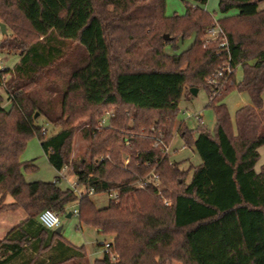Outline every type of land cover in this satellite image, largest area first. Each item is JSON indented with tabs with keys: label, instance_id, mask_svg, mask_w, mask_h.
Returning a JSON list of instances; mask_svg holds the SVG:
<instances>
[{
	"label": "trees",
	"instance_id": "obj_1",
	"mask_svg": "<svg viewBox=\"0 0 264 264\" xmlns=\"http://www.w3.org/2000/svg\"><path fill=\"white\" fill-rule=\"evenodd\" d=\"M179 1L183 15L166 16L165 0H0V23L10 31L0 52L20 58L11 70L0 68L10 105L4 108L0 93V212L25 216L1 240L0 264L16 263L28 249L36 264H89L83 246L38 221L44 210L63 216L76 203L79 225L110 246L91 264H264V165L255 171L264 146V8L258 0H218L228 59L205 37L214 22L204 10L207 0ZM189 39L184 51L164 52ZM227 59L235 70L232 86L212 95L205 81ZM51 72L59 85L51 87ZM201 86L215 127L213 135L200 130L195 139L178 128L201 163L187 184L188 172L154 140L171 143L180 98ZM233 88L250 98L236 112L234 136L223 103ZM108 111L110 126L98 129ZM40 118L57 132L48 136ZM81 122L87 156L71 159ZM32 136L55 171L68 168L77 186L94 196L116 191L118 199L99 208L94 196L78 201L58 180L25 182L22 169L32 165L19 156ZM151 173L157 182L141 190L129 185V174ZM7 196L13 203L3 205Z\"/></svg>",
	"mask_w": 264,
	"mask_h": 264
},
{
	"label": "rangeland",
	"instance_id": "obj_2",
	"mask_svg": "<svg viewBox=\"0 0 264 264\" xmlns=\"http://www.w3.org/2000/svg\"><path fill=\"white\" fill-rule=\"evenodd\" d=\"M218 0H207L205 4L206 10H208L209 14L214 18H219L220 13L218 11ZM260 8H264V1L259 3ZM166 6V16H171L173 14L183 15L185 12L186 6L184 3L179 0H165ZM10 35V31L7 30L6 35H3L0 30V42ZM192 39L186 40L184 44H178V48L173 50L170 46L164 49V52L167 54H178L181 51H184L187 48ZM17 53H6L0 52V68L1 69H12L14 65L19 62ZM61 67V65H60ZM63 71V70H62ZM55 72H51V87L52 85H59L60 81L54 76ZM241 79V70L240 68L236 69L234 80L238 83ZM44 82L40 83V87L44 86ZM232 79L230 80H221L222 88L217 91L216 96L219 93H223L226 88L232 86ZM206 84V82H205ZM208 85V84H207ZM0 93L3 96V106L5 109L9 110L10 105L6 101V97L4 95L3 90L0 88ZM262 98L264 99V91L262 94ZM223 103L226 107L227 113L230 117V133L234 136L237 133L236 130V112L240 108L249 106L250 98L247 93L244 91H239L237 88H233L230 92H228L223 97ZM179 112L177 113L175 126H174V136L171 140V143L168 145V155L170 161H175L179 163V168L183 171H187V180L186 183L191 180V174L193 172V168L200 164V159L197 153L194 151L193 147L184 148V141L178 132V128L180 126H184V128L191 132V136L195 139L200 130L208 131L209 134H214L215 127V115L213 113L212 108L209 106V99L207 95V89L204 86L198 88V92L196 95H192L190 92L185 91L182 97L180 98V102L178 105ZM83 123L81 122L80 127L75 132V136L72 141V154L71 159H78L79 157L87 156V148L89 146V142L83 137L81 133V128L83 127ZM38 125L46 129V134L48 136H52L57 132V129L53 128V126L47 123L42 118L38 119ZM88 159V158H87ZM257 164L255 165V171L259 172L264 165V146L259 149V159L257 160ZM19 162L23 165H32V169L26 171L24 168L22 169L25 182L29 183L31 181H41V182H53L56 177V172L49 165L47 158L44 155V152L41 150L39 140L36 136L30 137L27 141V144L19 156ZM71 174L70 170L67 168L65 170V176ZM65 179L59 180L60 188H68L71 185H75L74 177L67 176ZM96 206L101 208L104 207L108 201L107 197L104 194H99L94 196ZM72 207L67 209L69 212ZM59 226L63 229L61 233V237L63 240L69 242L70 244L80 247H84V251L88 258V261H96L97 258L102 256L104 251V247L100 246V244L105 242V238L103 235L96 232V230L87 228L85 226L79 225V220L77 217L71 216L67 218L65 215L60 217ZM88 262L91 264V262ZM66 264H75L74 262H68ZM171 264H181L179 262H173Z\"/></svg>",
	"mask_w": 264,
	"mask_h": 264
},
{
	"label": "built area",
	"instance_id": "obj_3",
	"mask_svg": "<svg viewBox=\"0 0 264 264\" xmlns=\"http://www.w3.org/2000/svg\"><path fill=\"white\" fill-rule=\"evenodd\" d=\"M213 24L212 26L207 30L206 32V39L210 42L213 43H217L218 48L220 49L221 52H224L229 59V49H228V40H227V36H225L222 28L220 27L218 21L213 20ZM227 59V61L222 65V67L217 71V73H215L214 75L208 77L206 79V84H208V86L211 88L212 90V95H216L217 91H219V89L221 90L222 85L221 83H219L221 80H228V78L232 75V73L235 71L233 68L230 67L229 65V60ZM110 115L111 113L108 111L106 112L103 116L102 119L98 122V129L101 128H108L110 126L109 121H110ZM155 145H158L159 148H161V151L164 155L169 156L168 155V146L158 137H156V139L154 140ZM104 165L106 166L107 164H109L110 160L107 157L104 161ZM127 162V160L125 161V163ZM65 179L64 176L61 177V179ZM129 180V185L131 187H133L135 190H141L143 188H145L149 183L157 182L156 180V176L154 175V173H151L148 176H144V177H138L136 175L133 174H129L128 177ZM69 189L72 191V193L76 196V198H78V201L85 197H91L94 196L95 191L93 189L90 188H85L82 186H77V184L75 183V185H71L69 187ZM104 195L110 200H117L118 196H117V192L116 191H108L106 193H104ZM77 204L73 205L72 209L70 210V213L72 216L74 217H79V213H78V209H77ZM167 204V203H166ZM168 205V204H167ZM60 217H63L61 214L55 213L52 210H44L41 213H39L38 216V221L40 223V225L46 229V230H54L57 227H59L60 224ZM104 247V251L103 252H109V244L105 243ZM111 259L114 261L115 256L112 254Z\"/></svg>",
	"mask_w": 264,
	"mask_h": 264
},
{
	"label": "crops",
	"instance_id": "obj_4",
	"mask_svg": "<svg viewBox=\"0 0 264 264\" xmlns=\"http://www.w3.org/2000/svg\"><path fill=\"white\" fill-rule=\"evenodd\" d=\"M204 10L209 14L208 10H206L205 6H204ZM210 15V14H209ZM211 16V15H210ZM212 17V16H211ZM213 20H215L213 17H212ZM218 19V18H216ZM264 101V99H263ZM184 147V146H183ZM185 148V147H184ZM169 157V156H168ZM175 162V161H174ZM201 164V163H200ZM199 164V165H200ZM53 168V167H52ZM67 168H64L62 169L61 172H56V177L54 178V181H57L59 182V180H61V177L64 176L66 178H68L67 176H72V174H69L67 176H65V170ZM53 181V182H54ZM31 182H41V181H31ZM29 182V183H31ZM75 182V181H74ZM43 183H46V182H43ZM76 183V182H75ZM59 184V183H58ZM69 188V187H68ZM62 189V188H61ZM65 189V188H63ZM62 189V190H63ZM13 203V199L10 197V196H7L5 198V204L3 205H10ZM73 207V206H72ZM68 213V212H67ZM70 213V212H69ZM67 216V215H65ZM72 216V215H71ZM25 219V216L23 215V213L19 210H16V211H10V210H7V211H2L0 212V242L1 240H3V238L8 234V232L15 228L19 223H21L23 220ZM63 230V229H62ZM62 233V231H61ZM65 241V240H64ZM67 242V241H66ZM68 244H70L69 242H67ZM72 245V244H70ZM74 246V245H72ZM76 248H80V247H77V246H74ZM35 252H32L31 250L28 249V252L25 253V255L22 256V258H20L19 260L15 261L16 263H12V264H36L35 262ZM41 256H39L40 258ZM88 260V258H87ZM90 261V260H89ZM92 263V261H90Z\"/></svg>",
	"mask_w": 264,
	"mask_h": 264
},
{
	"label": "water",
	"instance_id": "obj_5",
	"mask_svg": "<svg viewBox=\"0 0 264 264\" xmlns=\"http://www.w3.org/2000/svg\"><path fill=\"white\" fill-rule=\"evenodd\" d=\"M258 2H262V0H258ZM0 30H1V33L3 35H6L7 33V28L5 27L4 24L0 23ZM164 40H168L169 38L167 36H163ZM189 92L192 94V95H196L197 92H198V89H189ZM67 218L71 217V213H67ZM55 233L56 234H61V231H62V228L59 226L57 227L56 229H54Z\"/></svg>",
	"mask_w": 264,
	"mask_h": 264
}]
</instances>
